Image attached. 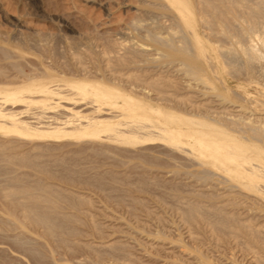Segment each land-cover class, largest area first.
Returning a JSON list of instances; mask_svg holds the SVG:
<instances>
[{
    "label": "bare ground",
    "instance_id": "1",
    "mask_svg": "<svg viewBox=\"0 0 264 264\" xmlns=\"http://www.w3.org/2000/svg\"><path fill=\"white\" fill-rule=\"evenodd\" d=\"M153 7L169 24L165 26L153 20L154 24L145 28L148 42L126 45L113 40L110 48L102 52L103 56L106 55L104 69L99 67V61L96 71L88 69L83 75L52 73L43 69L36 77L28 73V82L15 85L10 84L13 83L11 79L26 73L22 65L24 55L15 53L17 58L12 61L15 75L11 74L10 78L0 68V136L32 141L70 136L98 144H103L99 141L105 138L118 144L115 146L123 145V148L124 145L128 148L141 145L142 148L143 145L158 144V148L155 147L158 150L144 147L140 154L133 155L141 162L129 161L128 164H134L135 168L145 164L150 167L158 165L152 160L157 155L149 152L157 151L165 156L167 163H173L174 174L180 173L185 166L190 167L184 172L204 186H218L226 195H253L256 200H264V0H157ZM145 46L152 49L147 50ZM77 57L78 60L80 57ZM171 70L181 71L180 74L184 73L188 80L205 89H193L194 84L191 85V95H184L183 91L180 94L184 96H180V85L173 78H167L166 74ZM232 82L234 87L230 85ZM188 83L185 87L189 86ZM216 89L220 90L217 94ZM229 93L234 97H228ZM200 94L219 98L224 103L219 109L221 112L201 103L203 96L200 103L193 100ZM53 99L71 102L72 107L68 108L71 117L82 112L75 110L79 101L91 104L92 109L89 107L90 112L81 113L77 122L70 117L58 123L55 121L58 119L51 115L48 118L53 121H48L45 116V121L37 118L35 125L20 116L25 111L3 106L7 103L11 106L24 103L27 107L33 104L51 106L55 103L50 104L48 100ZM227 102L239 109L231 111L225 105ZM103 108L109 112L100 114ZM246 109L251 113L248 116L244 112ZM210 114L218 116L214 119L209 117ZM57 115L58 118L62 116ZM9 144L12 143L0 144V147H10ZM90 150L97 156L107 155L110 149L106 151L103 145H92ZM38 158L36 155L35 162L27 154L0 152V161L17 165L11 169L0 166V178L5 182L0 186V203L6 204L9 217L14 218V226L23 227L25 222L39 226L44 235L66 244L76 231L64 226L63 220L76 218L63 210L77 208L71 202L65 206L59 199L42 195L38 191L41 178L37 180L36 191L23 184L33 176L21 170L23 166L42 172L47 178L58 176L46 161ZM61 159L55 157V160ZM73 162H67L58 179L74 178L72 174L77 163L69 164ZM78 168L79 172L86 169L85 166ZM145 170H142V176ZM91 178L96 179L98 187H101V176L95 174ZM183 207L184 219L189 224L208 226L216 232L217 238L227 235L239 238L245 234L250 241L247 247L253 246L264 252V232L225 212V206L213 203L203 206L199 202H191ZM15 210H20L22 221L16 218ZM14 240L21 242L23 250L25 248L35 259L40 256L30 245L33 243L31 239L17 235Z\"/></svg>",
    "mask_w": 264,
    "mask_h": 264
},
{
    "label": "rangeland",
    "instance_id": "2",
    "mask_svg": "<svg viewBox=\"0 0 264 264\" xmlns=\"http://www.w3.org/2000/svg\"><path fill=\"white\" fill-rule=\"evenodd\" d=\"M156 2L157 0H0V68L12 78V61L17 58L15 53L24 55L22 65L26 73L11 79L13 83L10 84L15 85L28 82V73L36 77L43 69H49L48 72L52 73L57 71L61 74L66 72L83 75L88 69L90 72L96 71L98 61L99 67L104 69L106 55L103 56L102 52L110 48L113 40L126 45L148 42L145 28L152 26L153 20L165 26L169 24L153 7ZM145 47L147 50L152 49L150 46ZM77 55L81 62L77 60ZM171 71L170 74L167 72V78H173L180 85L179 94L185 91L184 95H191V85L194 84L193 89H205L188 80L184 73L180 74L181 71ZM185 83L190 87H185ZM230 85L234 87L233 82ZM215 92L217 94L220 90L216 89ZM183 93L180 96H184ZM201 96L203 95H196L193 100L199 102ZM228 97L233 98L234 94L229 93ZM48 102L55 104H33L27 107L25 103L17 106L7 103L3 106L25 111L20 116L35 125L37 118L45 121V116L48 121H53L48 118L53 115L58 123L70 119L71 111L68 108L72 107L71 102L63 99ZM200 102L211 110L217 108L215 111L224 104L210 94ZM81 103L79 101L75 110H81L82 114L88 113V110L90 112L88 108L92 109V105ZM228 104L225 103L231 111L239 109ZM107 112L109 110L105 111L103 108L99 113ZM244 112L247 116L251 114L249 109ZM56 113L63 117L58 118ZM81 113L74 114L75 117L71 119L77 122ZM64 116L68 118L65 119ZM217 116L209 115L214 119ZM83 141L84 139L70 136L37 141L0 136V144L12 143L9 144L10 147H0V152L27 154L35 162L38 155L39 161H46L58 176L64 172L67 162L74 161L73 164L69 163L73 166L77 163L76 160L82 158L78 161L79 165H74V178L65 181L64 178L58 179V176L47 178L32 167L21 168L33 174L25 180L24 185L36 191L37 180L41 178L40 187L37 188L42 195L59 199L65 206L71 202L78 209L63 210L74 214L76 218L63 220L64 226L76 231L72 240L66 244L59 243L44 235L41 227L27 222L23 227L14 226V218L9 217L6 204L0 203V264H264V252L253 246L247 247L249 236L241 234L239 238L234 235L217 238L216 232L210 227L186 222L182 212L183 206L191 202H199L203 206L218 204L226 207L225 212L234 214L240 221L250 223L264 232V200H256L253 195H226L218 186H204V183L184 172L190 167L185 166L186 169L182 168L181 174H174L173 163L168 162L171 163L169 166L164 160L165 156L157 151L153 153V150H148L158 156L152 158L153 162H158V165L153 164L155 167L145 164L135 168L132 166L134 164H128L129 161L141 162L133 155L140 154L144 147L158 148V144H147L142 148L141 145L135 148L124 145L123 148V145L115 146L118 144L108 142L105 138L99 141L103 144ZM91 144L93 147L103 145L106 151L110 150L107 155L96 156L90 150ZM55 157L62 159L55 160ZM5 163L7 162L0 161V166L7 169L17 167L16 164ZM77 165L85 166L88 174L85 171V175L84 172H79ZM143 169H146L144 176L141 173ZM95 174L101 176V187H98L96 179L91 178ZM4 184L0 178V186ZM19 212L20 210H15V215L22 221L23 217ZM14 234L31 239L33 243L30 245L36 248L40 256L35 259L25 248L23 250L22 243L14 240Z\"/></svg>",
    "mask_w": 264,
    "mask_h": 264
}]
</instances>
